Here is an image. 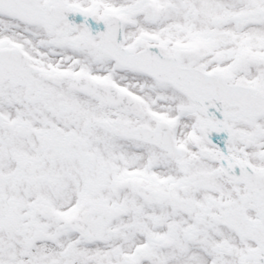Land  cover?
I'll list each match as a JSON object with an SVG mask.
<instances>
[{
  "label": "snow or ice",
  "instance_id": "6c2138e0",
  "mask_svg": "<svg viewBox=\"0 0 264 264\" xmlns=\"http://www.w3.org/2000/svg\"><path fill=\"white\" fill-rule=\"evenodd\" d=\"M0 264H264V0H0Z\"/></svg>",
  "mask_w": 264,
  "mask_h": 264
}]
</instances>
